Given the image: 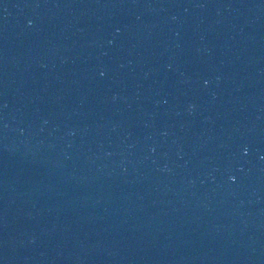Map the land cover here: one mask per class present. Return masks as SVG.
I'll return each mask as SVG.
<instances>
[{"label":"water","instance_id":"obj_1","mask_svg":"<svg viewBox=\"0 0 264 264\" xmlns=\"http://www.w3.org/2000/svg\"><path fill=\"white\" fill-rule=\"evenodd\" d=\"M0 264H264V0H0Z\"/></svg>","mask_w":264,"mask_h":264}]
</instances>
